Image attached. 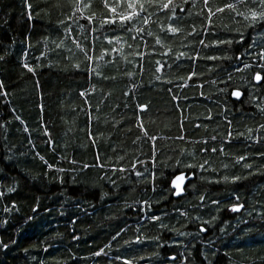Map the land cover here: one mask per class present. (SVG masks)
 Instances as JSON below:
<instances>
[{"label":"trees","instance_id":"16d2710c","mask_svg":"<svg viewBox=\"0 0 264 264\" xmlns=\"http://www.w3.org/2000/svg\"><path fill=\"white\" fill-rule=\"evenodd\" d=\"M229 2L122 27L124 0H0V264H264V27L215 13Z\"/></svg>","mask_w":264,"mask_h":264},{"label":"snow or ice","instance_id":"6c2138e0","mask_svg":"<svg viewBox=\"0 0 264 264\" xmlns=\"http://www.w3.org/2000/svg\"><path fill=\"white\" fill-rule=\"evenodd\" d=\"M124 2H126V7L127 9H130V12H124L120 15V24L123 27L125 25V22L131 21L134 17H139L140 19H143L144 23L147 24L148 23V19L146 17L141 16V13H144L146 11H148L149 9L155 8L159 11H163L167 14H170V17L172 19H179L180 17H178L176 15L177 10H179L180 12H185V5H188L190 3V0H179V2H177V0H124ZM195 3L196 0H191V5L192 7H195ZM203 3L205 6H207L209 4V0H203ZM251 4L252 5H256L257 8H259L260 10H256V8H253L250 6L249 4V0H234V2H229L226 3L223 7L217 6L215 9V13H223L225 12L226 9L230 10L232 13L235 14V17H242L244 20L249 21V25L248 27H256L257 25H260L261 27H264V0H251ZM103 5L105 8H108L109 12L115 13L116 12V8L115 7H109L108 4V0H103ZM243 6V8L241 7ZM30 7V6H29ZM75 9L77 11H80L83 7H91V4L88 5H84L82 3V0H77V3L74 5ZM243 9H247V11H244ZM215 13L212 11L211 8H208V20L211 21V18L213 15H215ZM148 15L151 16L152 12L148 11ZM234 17V18H235ZM29 18H31V16H29ZM92 17H89V19H91ZM116 20L115 19H104L103 20V24H115ZM130 30V29H127ZM170 33H178L181 31L180 28L173 26V25H169L168 29H167ZM191 34V33H190ZM241 36V40L238 42H242V37H243V33H240ZM133 39H135V37H133ZM75 42V41H74ZM157 44H160L161 41L159 39L156 40ZM201 44L204 43L203 40L200 41ZM220 43H227L229 45H231L233 43L232 40H226V41H220ZM253 43H255L253 41ZM57 47L59 48L60 45L57 44ZM77 47H80L79 44H77ZM83 51V49H81ZM107 54V53H105ZM85 55L87 56V53L85 52ZM181 55H184V53H181ZM258 55L261 57V59H264V52H260L258 53ZM89 59H91V57H88ZM103 58V57H101ZM219 57H215V56H210L208 57V59H218ZM4 57L0 56V60H3ZM157 63H159V61H157ZM262 67H264V65H261ZM24 67L27 69L28 72L35 74V70L33 67L29 66L28 64H24ZM77 68H79V65H76ZM246 67H249V65H246ZM87 70V69H86ZM93 71H95V69H93ZM157 71H159V69H157ZM196 75L195 72H193L191 75L188 76V79L191 80L192 76ZM107 78V77H106ZM112 79H115V77H112ZM255 79L257 81L261 80V76L259 74H257L255 76ZM202 87V85H201ZM3 88V83L0 82V89ZM169 91H171V89H169ZM0 95H7V93H2L0 92ZM81 96H84L85 93L81 92L80 93ZM232 95H234L235 97L239 98L241 93L239 91H235L232 93ZM173 99H177V97L174 95ZM138 107L140 108V111L143 112L146 108L147 105H138ZM41 111H43V105H41ZM207 119H211V116L206 117ZM230 123V122H229ZM141 130L144 131V136L148 137L149 140L153 141V147H152V164H153V168L156 167V156H157V148L155 145V140L156 137L153 136H149L147 130H144L143 124L139 123L138 125ZM197 127H200V125H197ZM261 127H264V125H261ZM45 134L47 135V132H45ZM229 136H231V132L229 131L228 133ZM176 139L178 140H184L185 136L183 134L179 135L176 137ZM213 140L216 139L215 136L212 137ZM205 144H207V141H204ZM201 151L203 152H207L209 151L208 148H204ZM210 151L212 153L217 152V148L216 147H212L210 149ZM220 152H224L223 148L219 149ZM180 155H184V152L182 151L180 153ZM188 155H193V153H188ZM41 160H43V157H40ZM120 159H123V157H120ZM241 160L244 159L243 157L240 158ZM97 160H99V157H97ZM45 163H47L45 161ZM139 163L141 164H146L145 161H139ZM177 163L179 164L180 161L177 160ZM208 164V160H204L203 163H200L199 165H194L192 163H186L184 166L187 168H198L201 171H205L206 169V165ZM49 167H51L49 165ZM88 167H100V168H104L105 165L104 164H97V165H84V169L88 168ZM245 168H250L251 165L250 164H245L244 165ZM83 170V169H82ZM58 171H64V169H58ZM112 173L115 174L117 171L120 172H125V171H129V169H126L124 167H120V168H112L111 169ZM132 172H134L135 176L137 178L142 177L145 175V172L148 171L147 168H145V172H141L139 170L136 169L135 164H133ZM151 177L152 180L155 181L156 179V173L152 172L151 173ZM101 179H103V177H101ZM241 177L237 176L234 178L233 182L240 180ZM185 180V176L184 175H179L176 176L172 181H171V185L172 188L175 189V192L173 193L176 196H180L182 194V184ZM225 180H227V177H225ZM142 183H146L147 179H145L144 181H141ZM153 191H155V184H153ZM11 191V189L9 190ZM201 202L203 201L204 197L202 196L201 198ZM145 204H147V201H144ZM243 205H239V206H233L231 208L232 212H238L240 211V208H242ZM183 215V213H182ZM151 219L153 221L159 220L160 217L158 216H152ZM204 223H208L207 221H205ZM201 232L206 231L205 228L201 227L200 228ZM119 235V233H117L116 236H113L112 239L115 240L117 238V236ZM137 242H142L139 239L137 240ZM104 254V249H100L99 251L95 252L96 256H100ZM174 259V258H173ZM124 264H129V261L125 260Z\"/></svg>","mask_w":264,"mask_h":264},{"label":"water","instance_id":"95a60500","mask_svg":"<svg viewBox=\"0 0 264 264\" xmlns=\"http://www.w3.org/2000/svg\"><path fill=\"white\" fill-rule=\"evenodd\" d=\"M256 82H257L258 84H261L262 79H261L260 81H257V80H256ZM240 93H241V95H240L239 98H237V97H235V96L233 95V99H234L235 101H239V100H241V99L243 98V93H242V92H240ZM182 175L185 176V180H184V182H183V184H182V189H183V191H182V194H181L180 196H182V195L184 194V192H185V188H186L187 184H188L191 180L194 179L193 176L188 177L186 174H182ZM174 191H175V189H174ZM178 197H179V196H178ZM243 210H244V205H243L242 208H240V211H238V212H233V213L240 214ZM173 260H175V259H173Z\"/></svg>","mask_w":264,"mask_h":264}]
</instances>
